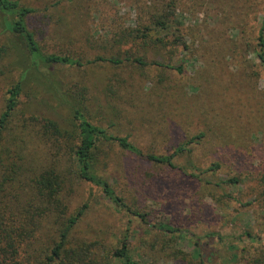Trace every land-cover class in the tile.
I'll list each match as a JSON object with an SVG mask.
<instances>
[{
    "label": "rangeland",
    "instance_id": "obj_1",
    "mask_svg": "<svg viewBox=\"0 0 264 264\" xmlns=\"http://www.w3.org/2000/svg\"><path fill=\"white\" fill-rule=\"evenodd\" d=\"M19 1L37 11L36 39L45 52L121 64L47 65L41 76L22 81L0 158L7 172L18 164L30 176L16 177L0 205L13 208L22 197L24 207L30 198L20 188L51 169L65 179L62 196L71 193L66 215L86 202L89 189L76 178L71 153L68 106L76 102L92 122L128 136L144 154L170 155L202 137L174 158L175 168L101 145L96 172L143 217L115 208L97 191L73 231L72 249L73 241L117 247L128 230L136 264H264V65L257 40L263 0ZM14 40L0 18V44L9 46L0 60V113L7 88L25 70V51ZM127 56L180 71L142 67ZM213 163L219 165L213 174L190 176ZM232 177L239 184L213 185ZM33 207L25 216L37 214ZM160 224L178 232L160 231ZM40 243L46 248L48 240Z\"/></svg>",
    "mask_w": 264,
    "mask_h": 264
},
{
    "label": "trees",
    "instance_id": "obj_2",
    "mask_svg": "<svg viewBox=\"0 0 264 264\" xmlns=\"http://www.w3.org/2000/svg\"><path fill=\"white\" fill-rule=\"evenodd\" d=\"M36 13L35 9L22 4L19 0H0V18L3 33L10 36L11 39H16L14 41L20 43L26 54L25 70L22 74L20 72L21 80L10 85L5 93L4 109L0 113V138L17 110L23 90L22 81L28 76H41L44 66L83 67L96 63L121 64L120 60L113 58L98 56L92 60L82 62V59L75 56L45 52L39 40L36 39L35 26H40ZM257 40L260 47L258 58L260 63L264 65V0ZM8 51V45L0 44V60L7 56ZM125 61H131L142 67L156 66L180 71L179 68H174L169 64L156 60L148 62L143 58L127 56ZM68 107L74 125L70 137L74 141L71 153L76 166V178L87 185L89 189L88 199L66 215L67 205L65 199L70 197L71 193L62 196L65 179H60L55 175V170L52 169L47 171L48 173H41L38 177L40 182H37V179L32 187L31 182L27 185L28 189L21 187L22 193L20 194L30 198L26 201L24 207L21 206L22 197L16 201L13 208L8 205H0V264H111V262L136 264L130 253L128 230L123 234L117 247H107L98 242H82L79 244L74 241V249L71 247L73 231L89 211L92 201L97 197V191L110 201L115 208L141 219L143 217L140 214L132 213L111 184L96 172L98 149L103 144H115L132 156L139 157L147 162L175 168L174 158L188 152L189 145L194 144L202 137L200 134L189 139L170 155L144 154L130 142L128 136H116L106 128L92 122L89 114L79 103L71 102ZM55 132L58 136L63 137L60 129L55 128ZM54 156H58V153ZM3 162L4 159L0 158V197H7L10 195L7 193V186L16 177L30 176V174L21 171V166L16 167L18 164H14L10 169L11 171L7 172L4 169ZM218 168L219 165L213 163L204 170H196V173L190 174V176L200 180L199 176L205 173L213 174ZM237 184H239V179L236 177L218 179L213 182L215 187L235 186ZM31 204H34L33 210H36L37 214L27 217L25 216L26 208ZM28 227L30 229H27ZM157 229L166 233L178 232L167 224H160ZM245 237L250 238L251 234L245 233ZM43 238L48 240L46 248L40 243ZM101 249L106 250L100 252Z\"/></svg>",
    "mask_w": 264,
    "mask_h": 264
}]
</instances>
